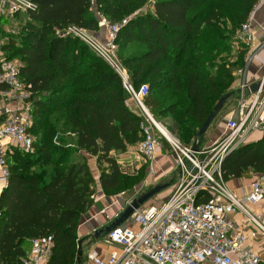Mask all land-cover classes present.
Returning a JSON list of instances; mask_svg holds the SVG:
<instances>
[{
    "label": "trees",
    "instance_id": "16d2710c",
    "mask_svg": "<svg viewBox=\"0 0 264 264\" xmlns=\"http://www.w3.org/2000/svg\"><path fill=\"white\" fill-rule=\"evenodd\" d=\"M26 1L36 8L2 49L22 64L33 119L29 132L38 139L32 153L14 150L7 159L9 178L0 194V264H22L27 241L48 236L53 247L47 264H76L78 226L97 184L84 154L96 160L102 192L120 194L135 185L129 182L136 183L137 172L130 173L112 153L135 148L143 121L127 105L122 80L103 60L77 39L56 36L70 25L98 31L93 0ZM258 1L156 0L138 12L148 0H95L102 16L120 23L116 44L129 82L134 89L148 86L144 102L150 113L157 121L170 117L186 142L201 138L197 133L220 98L230 95L224 107L236 95L234 73L244 68L248 46L238 41L235 63L222 56ZM130 46L137 48L119 54V48ZM35 114L50 115V142L40 128L47 119ZM60 131L72 136L69 143L51 141ZM248 170L264 175V136L226 157L223 179Z\"/></svg>",
    "mask_w": 264,
    "mask_h": 264
},
{
    "label": "built area",
    "instance_id": "2783aa9c",
    "mask_svg": "<svg viewBox=\"0 0 264 264\" xmlns=\"http://www.w3.org/2000/svg\"><path fill=\"white\" fill-rule=\"evenodd\" d=\"M262 5L264 0H259L254 10ZM35 8L26 0H0V18L14 17L17 13L27 14ZM93 11L104 32L103 41L88 30L72 25L58 30L56 36L77 39L122 80L129 95L127 105L133 107L143 121L141 140L132 151L135 161L140 163L143 159V162L149 163L163 144H167L174 155L178 173L172 192L165 201L145 203L131 218L105 236V240L117 250L112 251L107 259L90 252L88 260L91 264H261L259 254L246 248V235L229 217L236 212L242 213L252 226L251 237H264V225L260 218L248 209V206L264 202V175L258 174L251 182L249 192L238 197L227 187L222 165L226 157L246 144L254 132H264V88L251 92V85L246 83L245 69L238 70L239 106L226 117L224 132L207 146L197 144L193 149V144L184 145L153 117L145 105L148 86L134 89L129 82L116 44L121 26L107 20L96 7ZM251 20L252 14L237 32L238 40L247 46L252 41ZM2 45L0 97L5 105L0 108V114L5 119L0 126V183L6 186L8 157L14 150L23 154L32 153L35 139L29 132L30 91L20 76L22 64L18 59H8ZM262 48L264 45L249 58L259 60L258 52ZM263 80L264 75L260 81ZM135 171L131 168V173ZM145 186L146 180L132 194H118L123 199L122 212L140 196ZM101 214L109 221L114 218L106 210H102ZM52 247L50 236L32 239L22 264H47Z\"/></svg>",
    "mask_w": 264,
    "mask_h": 264
},
{
    "label": "crops",
    "instance_id": "0c3cea01",
    "mask_svg": "<svg viewBox=\"0 0 264 264\" xmlns=\"http://www.w3.org/2000/svg\"><path fill=\"white\" fill-rule=\"evenodd\" d=\"M19 17H23L22 20L26 17V14L24 13H18L16 14ZM1 19V18H0ZM11 19V18H10ZM8 19V20H10ZM12 20H16L14 17ZM11 21V20H10ZM4 26L1 27L0 29V44H4L5 41L2 39V35L4 32ZM251 33H252V41L250 42V46H248V50H250V55H252L258 48L263 47L264 45V6H258L253 12H252V20H251ZM95 37H97L99 40L103 41L104 40V32L100 28L99 31H96L94 34ZM259 57L260 59H252L249 58L251 57L250 55L246 59V63L244 65L245 69V78H246V83L249 85H253L257 82H259L263 75H264V48H262L259 52ZM235 77V82H234V88L233 90L235 91L236 95L232 97L227 103L224 105V111L221 113V118L223 122V127L217 128V130L213 131L210 135L208 134L207 137H205V140L202 142H197L199 146H207L208 145V140L212 142L216 137L221 135L224 132L225 128V117H229L231 113L234 112L233 106H230L232 104V101L234 99H237V92H238V87H239V77L238 71H235L234 73ZM229 102V103H228ZM5 105V102L1 99L0 97V108ZM226 108V110H225ZM223 110V109H222ZM5 119V116L0 114V126L1 123H3ZM223 128V129H222ZM264 136V132L261 131H256L254 132L247 140L246 144H254L258 141H260ZM201 141V140H200ZM8 142V141H6ZM210 142V143H211ZM10 145H13L12 142H10ZM164 147H166V144H164L155 154L154 159L148 163V170L150 168V172H148V175L146 174L144 177L147 176L146 178V188L145 191H147L153 183L159 184L157 181L161 180L162 178H167V177H174V180L171 183L170 186V193L172 192L173 188V183L177 179V168L175 164V158L173 154L170 151L164 150ZM167 149V148H166ZM134 150V149H133ZM133 150L129 151L132 152ZM84 154V153H83ZM128 154H120V153H112L113 157L117 160L120 161L121 163H124L125 158L128 157ZM88 166L90 168V171L96 180L97 184L94 188V199L92 200V204L90 208L81 216L80 223L78 226V232H77V238L78 240L82 241L81 247H82V258L80 264H91L90 261L87 258V255L90 252H96L98 256H100L102 259H107L109 254L112 251L117 250V248L111 244H109L106 240L105 237L94 240L93 235L94 231L99 229L100 227H103L104 225H107L108 223H111L114 219H116L121 213V206L123 205V199L119 195H112V196H107L105 195L98 183L99 180V170H97V164L96 160L94 157L84 154ZM138 164H140L138 162ZM133 166H137L136 162L134 161ZM128 167V166H127ZM258 175V173L253 172L252 170L246 171L243 176L239 178H229L226 181L227 187L238 197H242L243 195L247 194L250 189V184L253 181V179ZM163 185V184H159ZM167 187L160 191L156 196H154L152 199H150L147 203L148 204H153V203H161L162 201H165L169 196L170 193L167 197H163L165 193L163 191H166V189L169 187V184H166ZM5 188L4 185L0 183V194L2 190ZM144 191V190H143ZM144 191V192H145ZM169 192V191H167ZM162 196V197H160ZM159 197V198H158ZM161 198V199H160ZM154 200V202H152ZM248 209L251 213L254 215L258 216L264 225V202L259 203L255 206H248ZM102 210H106L108 215L110 217H114L112 220H107L104 215L101 214ZM116 214L117 217H115ZM231 221L236 225L237 229L241 232H243L246 237V248L253 252H257L260 257L261 264H264V237L257 235L255 238L251 237V231H252V226L251 224L247 221L245 216L240 213L236 212L232 214L230 217ZM30 248V242L27 241L26 244V251H28Z\"/></svg>",
    "mask_w": 264,
    "mask_h": 264
},
{
    "label": "rangeland",
    "instance_id": "374dc122",
    "mask_svg": "<svg viewBox=\"0 0 264 264\" xmlns=\"http://www.w3.org/2000/svg\"><path fill=\"white\" fill-rule=\"evenodd\" d=\"M153 1H156V0H148V2H147V4L141 9V10H139L138 12H144L145 10H148L149 8H148V5L151 3V2H153ZM93 7H96V2H95V0H93ZM97 8V7H96ZM18 14V13H17ZM11 18V19H10ZM12 18L13 17H3V19L1 18L0 19V29H1V27H3V24L5 25L4 26V30L6 31V32H4L3 33V41H8V39H9V37L11 36V37H16L18 34H19V32H20V30H21V26H20V24H21V21H22V18L23 17H19V15L18 16H16L15 17V19L16 20H12ZM8 19H10V20H8ZM118 23V22H117ZM119 25H120V23H118ZM99 25V24H98ZM99 29H100V26H99ZM99 29H98V31H99ZM239 31V29L236 31V34H235V38H236V42H234V43H232V45H231V49H230V52L229 53H227V54H224L223 56H222V60L224 61V62H226V63H228V64H230V63H235L236 62V60H237V58H236V56L238 55V48H239V40H238V38H237V32ZM90 33H91V35H93L94 36V34L96 33V31H89ZM1 35V34H0ZM129 46V45H128ZM127 46V47H128ZM127 47L125 48V49H123V50H120V48H119V54L120 55H125V54H128L129 52H131L132 51V49H134V48H137V47H132V46H130L128 49H127ZM89 54H92L93 55V53L89 50ZM251 53H250V50H247L246 52H245V56L248 58V56L250 55ZM247 58H245V61H246V59ZM246 63V62H245ZM126 69V68H125ZM127 71V70H126ZM128 73V72H127ZM235 92V91H234ZM235 95H233L232 97H234ZM232 97H230L227 101H229ZM231 101V100H230ZM227 103V102H226ZM229 103V102H228ZM230 106H233V110H235L238 106H239V99L237 98V99H234L233 101H232V104H230ZM225 107V106H224ZM224 107L222 108L223 110H221L218 114H217V116L215 117V119L210 123V125H209V127H208V129H207V131H206V133L201 137V138H196L195 140H193V139H191V140H189V141H182V139H181V137L179 136V133L177 132V130H176V128H175V125L173 124V122H172V119L170 118V117H165V118H162L161 119V121L159 120L158 122L159 123H161L162 125H164L165 126V129L168 131V132H170L171 133V135L175 138V139H177V140H179L182 144H184V145H191L192 143L194 144V143H197V142H202V141H204L205 140V137H207L208 136V134L210 135L211 133H213V131H215V130H217V128H221V127H223V122H222V116H221V113L224 111ZM225 110H226V108H225ZM35 117H38V118H40L41 120H46L47 119V125L46 126H44V125H42L40 128H41V130L43 131V132H46L47 133V135H48V141L50 142V115L48 116V118H46L45 116H39V114H35ZM226 118V117H225ZM29 123H31L30 124V126L32 125V123H33V119L31 118V120H30V122ZM60 124H61V122H60ZM59 124V125H60ZM30 128V127H29ZM223 129V128H222ZM34 139H35V141H37V139H38V136H36L35 135V137H34ZM71 139H72V136L70 135V134H68V132H63V131H60V132H58V134H56L55 136H53L52 138H51V141H53L54 143H63V144H65V143H69L70 141H71ZM201 140V141H200ZM194 141V142H193ZM208 142V145L210 144V140H208L207 141ZM162 143H164V142H162ZM164 145V144H163ZM167 148V149H166ZM169 148H168V146H167V144H166V147H164V150H168ZM168 151H170V149L168 150ZM134 152V151H133ZM133 152H128L129 154H128V157L127 158H125V159H123L124 160V164L126 165V166H128V167H130L129 169V171H130V173H131V168H134L136 171L135 172H137V176L136 177H134L133 179H138V180H136V183H134L133 181H131V182H129V185H134V186H128L126 189H124L122 192H125L126 193V195H130V194H132L133 193V191H134V189H136V188H138L141 184H142V182L143 181H145L146 180V178H147V176L146 177H144L146 174L148 175V172H149V170H148V163H145V162H143L144 160L142 159L141 161H140V164H138V161H135V156L133 155ZM171 152V151H170ZM127 154V153H126ZM77 157H80V154L78 153L77 155H76ZM174 156V155H173ZM80 159L82 160V158L80 157ZM134 161L136 162V164H137V166L135 165V166H133L132 164H134ZM98 170V169H97ZM174 178H175V175H174V177H167V178H162L161 180H159V181H157L159 184H169V187L166 189V191H163V193H165V194H163L164 196L163 197H167L168 195H169V193H170V186H171V183H172V181L174 180ZM155 183V182H154ZM153 183V185L147 190V191H149L150 189H152L153 187H155L156 185H159V184H154ZM225 183H226V181H225ZM138 184V185H137ZM227 185V184H226ZM147 188V187H146ZM146 188H143L142 189V193H140V195H142L143 193H145V192H147V191H145L146 190ZM145 192H144V191ZM167 191H169V192H167ZM160 197H162V196H160ZM159 198V197H158ZM161 199V198H160ZM152 202H154V200H152Z\"/></svg>",
    "mask_w": 264,
    "mask_h": 264
},
{
    "label": "water",
    "instance_id": "95a60500",
    "mask_svg": "<svg viewBox=\"0 0 264 264\" xmlns=\"http://www.w3.org/2000/svg\"><path fill=\"white\" fill-rule=\"evenodd\" d=\"M260 87L264 88V80L261 82H257L253 84L250 87L251 92L257 91ZM230 95H226L219 99V101L214 106L213 110L209 113L206 120L204 121L203 125L199 129L197 135L199 137H202L210 123L215 119L216 114L221 110L223 107L224 101L226 98H228ZM198 143L193 144V149H196V145ZM167 187L166 184L163 185H156L149 191L143 193L142 195L135 198L132 203L124 209V211L111 223H108L107 225H104L103 227H100L96 231H94L93 239L98 240L101 238H104L109 232L113 231L115 228L122 225L124 222H126L131 216L134 214L136 210H138L141 206H143L145 203H147L150 199H152L154 196H156L160 191L164 190ZM82 241H77V253H76V264H80L81 258H82V247H81Z\"/></svg>",
    "mask_w": 264,
    "mask_h": 264
}]
</instances>
